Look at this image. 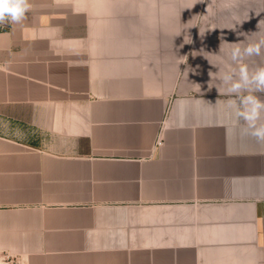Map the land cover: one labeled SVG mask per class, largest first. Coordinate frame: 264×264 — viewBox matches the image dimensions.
<instances>
[{
  "label": "crops",
  "instance_id": "obj_1",
  "mask_svg": "<svg viewBox=\"0 0 264 264\" xmlns=\"http://www.w3.org/2000/svg\"><path fill=\"white\" fill-rule=\"evenodd\" d=\"M29 2L0 28V264H264V144L210 76L264 0Z\"/></svg>",
  "mask_w": 264,
  "mask_h": 264
},
{
  "label": "clouds",
  "instance_id": "obj_2",
  "mask_svg": "<svg viewBox=\"0 0 264 264\" xmlns=\"http://www.w3.org/2000/svg\"><path fill=\"white\" fill-rule=\"evenodd\" d=\"M30 9L29 0H0V24H21L27 19ZM230 44L227 55L236 66H230L227 71L219 68L210 76L215 75L220 87L232 95L233 99L229 102L231 117L239 126L241 135L264 144V100L256 95L264 93V66L250 67L245 63L248 58L264 55V39L247 44L244 41ZM220 87H216L218 91Z\"/></svg>",
  "mask_w": 264,
  "mask_h": 264
},
{
  "label": "rangeland",
  "instance_id": "obj_3",
  "mask_svg": "<svg viewBox=\"0 0 264 264\" xmlns=\"http://www.w3.org/2000/svg\"><path fill=\"white\" fill-rule=\"evenodd\" d=\"M3 25H4V24H0V28H1ZM6 260L8 261V263L12 262V259H10V258H7Z\"/></svg>",
  "mask_w": 264,
  "mask_h": 264
},
{
  "label": "built area",
  "instance_id": "obj_4",
  "mask_svg": "<svg viewBox=\"0 0 264 264\" xmlns=\"http://www.w3.org/2000/svg\"><path fill=\"white\" fill-rule=\"evenodd\" d=\"M158 145H161V140L158 142Z\"/></svg>",
  "mask_w": 264,
  "mask_h": 264
}]
</instances>
